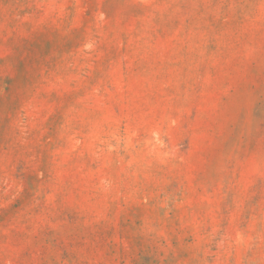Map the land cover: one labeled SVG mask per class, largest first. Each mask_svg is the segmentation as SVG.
<instances>
[{
	"label": "rangeland",
	"instance_id": "rangeland-1",
	"mask_svg": "<svg viewBox=\"0 0 264 264\" xmlns=\"http://www.w3.org/2000/svg\"><path fill=\"white\" fill-rule=\"evenodd\" d=\"M0 264H264V0H0Z\"/></svg>",
	"mask_w": 264,
	"mask_h": 264
}]
</instances>
